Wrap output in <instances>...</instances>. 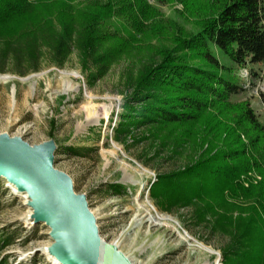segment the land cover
Returning a JSON list of instances; mask_svg holds the SVG:
<instances>
[{"label": "trees", "instance_id": "16d2710c", "mask_svg": "<svg viewBox=\"0 0 264 264\" xmlns=\"http://www.w3.org/2000/svg\"><path fill=\"white\" fill-rule=\"evenodd\" d=\"M182 1L199 16L195 29L170 36L168 45L155 48L158 59L128 79L131 92L116 131L150 126L149 135L175 155L183 145L208 143L185 170L160 175L150 196L167 211L192 205L198 224L211 216L212 231L230 238L222 264H264V123L248 100L235 99L247 89L237 68L264 65V0ZM153 11L148 0H0V57L38 69L46 48L64 66L76 47L93 83L141 49L138 35L146 36ZM116 18L122 29L103 32ZM250 173L262 180L254 184L247 176L244 187L239 178ZM122 188L114 185L118 193Z\"/></svg>", "mask_w": 264, "mask_h": 264}, {"label": "rangeland", "instance_id": "374dc122", "mask_svg": "<svg viewBox=\"0 0 264 264\" xmlns=\"http://www.w3.org/2000/svg\"><path fill=\"white\" fill-rule=\"evenodd\" d=\"M148 2L154 14L145 22L146 36L138 35L141 49L115 62L107 75L93 83L88 82L76 47L64 66L46 48L38 69L27 61L18 64L12 55L0 57V75L10 76L0 78V134L19 136L31 145L56 142L54 168L67 173L75 191L86 195L100 236L110 243L120 240V250L140 264H222V250L230 238L212 231L211 216L198 224L192 205L167 211L150 196L160 175L185 170L201 157L208 143L198 149L183 145L175 155L161 146V137L149 135L150 126L135 127L127 135L116 131L131 92L128 79L158 59L156 47L168 45L170 36L182 30L193 31L199 19L191 16L182 0ZM121 25L123 20L116 18L101 29L114 32ZM247 67L254 69L250 77L256 83L262 67ZM244 68L236 70L241 83L246 81L241 74ZM235 99L248 100L264 123V92L246 89ZM247 176L254 184L262 180L260 173L245 174L239 178L244 187L251 183ZM117 184L123 186L122 193L114 189ZM15 189L0 176V264H56L50 252V227L35 221L23 192Z\"/></svg>", "mask_w": 264, "mask_h": 264}, {"label": "water", "instance_id": "95a60500", "mask_svg": "<svg viewBox=\"0 0 264 264\" xmlns=\"http://www.w3.org/2000/svg\"><path fill=\"white\" fill-rule=\"evenodd\" d=\"M53 140L31 145L19 136L0 134V176L31 199L32 217L51 229V254L63 264H133L100 236L97 218L72 178L54 168Z\"/></svg>", "mask_w": 264, "mask_h": 264}, {"label": "built area", "instance_id": "2783aa9c", "mask_svg": "<svg viewBox=\"0 0 264 264\" xmlns=\"http://www.w3.org/2000/svg\"><path fill=\"white\" fill-rule=\"evenodd\" d=\"M241 74L243 76V78L246 79V84H245V88L252 89L253 92H264V66L262 67V69L260 70V74H259V78L256 81V83H254V85L252 84V78L250 77V70L245 67L244 69H242ZM249 77V78H248Z\"/></svg>", "mask_w": 264, "mask_h": 264}, {"label": "bare ground", "instance_id": "6f19581e", "mask_svg": "<svg viewBox=\"0 0 264 264\" xmlns=\"http://www.w3.org/2000/svg\"><path fill=\"white\" fill-rule=\"evenodd\" d=\"M0 78H1L2 80H8V79L10 78V76H9V77H6V76H1V75H0ZM13 93H14V90H13ZM13 186H14V185H13ZM14 187H15V186H14ZM15 188H16L15 191H19L17 187H15ZM19 192H20V191H19ZM22 198L24 199V203H25L27 206L31 207V206H30V205H31V199H30L29 195H27L26 193H23ZM31 208H32V207H31ZM31 212L33 213V210H31ZM163 218H164V217H163ZM136 222H137V223L139 222L138 219L136 220ZM159 224H162V222H159V223H157L156 225H159ZM111 243L114 244L115 246H117V247L120 249V246H121V245H120V244H121L120 240H116V241L111 242ZM123 253H124L125 256L128 257V259H129L131 262H133V264H140V262L136 261V260L133 258L132 255H129L128 253H126V252H124V251H123ZM53 258L55 259L56 264H63L60 260H58V259L55 258L54 256H53Z\"/></svg>", "mask_w": 264, "mask_h": 264}, {"label": "crops", "instance_id": "0c3cea01", "mask_svg": "<svg viewBox=\"0 0 264 264\" xmlns=\"http://www.w3.org/2000/svg\"><path fill=\"white\" fill-rule=\"evenodd\" d=\"M255 67H258L259 68V67H262V65H256Z\"/></svg>", "mask_w": 264, "mask_h": 264}]
</instances>
